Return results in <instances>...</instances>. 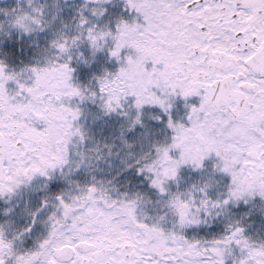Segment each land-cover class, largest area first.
<instances>
[{
  "label": "snow or ice",
  "instance_id": "obj_1",
  "mask_svg": "<svg viewBox=\"0 0 264 264\" xmlns=\"http://www.w3.org/2000/svg\"><path fill=\"white\" fill-rule=\"evenodd\" d=\"M0 264H264V0H0Z\"/></svg>",
  "mask_w": 264,
  "mask_h": 264
}]
</instances>
